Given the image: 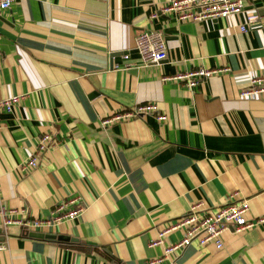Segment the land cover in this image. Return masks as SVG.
Instances as JSON below:
<instances>
[{"label": "crops", "instance_id": "crops-1", "mask_svg": "<svg viewBox=\"0 0 264 264\" xmlns=\"http://www.w3.org/2000/svg\"><path fill=\"white\" fill-rule=\"evenodd\" d=\"M169 1L16 0L0 9V98L20 96L0 112V204L33 217L61 199L85 205L42 229L0 219V264H264V220L226 231L221 247L192 242L150 262L164 255L150 240L197 200L216 207L234 193L249 199L247 218H264V98L239 95L251 73L264 74V0H241L244 10L226 18L150 17ZM249 12L256 23H246ZM143 29L163 33L164 60L141 62ZM220 66L229 70L192 89L162 80ZM148 101L165 121L102 124ZM43 133L53 146L21 169Z\"/></svg>", "mask_w": 264, "mask_h": 264}, {"label": "built area", "instance_id": "built-area-1", "mask_svg": "<svg viewBox=\"0 0 264 264\" xmlns=\"http://www.w3.org/2000/svg\"><path fill=\"white\" fill-rule=\"evenodd\" d=\"M16 0H0V9H8ZM244 5L241 0H170L159 11H152L150 17L160 14L174 15L177 20H201L209 18H226L241 13ZM259 15L249 12L246 14V23L254 24ZM264 28V21L261 24ZM241 30H246L244 23L239 25ZM135 48L139 53L143 64L158 63L167 57V49L163 33L156 29H143L135 37ZM229 70L226 66L220 67H197L177 69L171 75L162 76V80H169L189 89L194 88L203 79L212 75L221 74ZM241 98L255 99L264 98V74H250L246 86L239 90ZM20 96L13 95L0 98V112H10L18 103ZM153 115L157 121L163 122L167 115L161 112L156 102H144L128 109L116 111L103 118L102 124H110L115 121H126L137 116ZM53 146L50 133H43L38 137L33 151L27 161L21 165V169H27L37 163L38 157ZM85 209L77 201V197H70L57 201L49 216H29L25 209L7 208L0 204V219L4 225H18L25 231L42 229L45 227L58 226L66 220L74 219ZM249 199H237L235 194L227 196L225 202L216 207L208 205L203 200H197L189 205L187 211L173 221H169L160 228L154 239L149 242L150 246L163 245L164 255L150 262L160 263L168 255L178 251L192 242L199 245L213 242L217 247L222 246V237L226 231L240 232L250 229L261 223L264 218H247ZM179 230L181 238L165 244L164 237L169 233Z\"/></svg>", "mask_w": 264, "mask_h": 264}, {"label": "water", "instance_id": "water-1", "mask_svg": "<svg viewBox=\"0 0 264 264\" xmlns=\"http://www.w3.org/2000/svg\"><path fill=\"white\" fill-rule=\"evenodd\" d=\"M30 235L37 236V237H43L44 234L41 232H30ZM46 236H51V235H46Z\"/></svg>", "mask_w": 264, "mask_h": 264}]
</instances>
